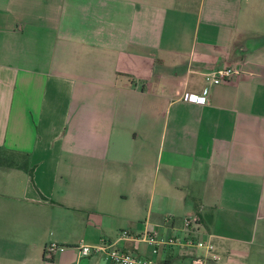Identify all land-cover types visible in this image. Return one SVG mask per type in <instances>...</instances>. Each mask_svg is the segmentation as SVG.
Returning <instances> with one entry per match:
<instances>
[{"label": "crops", "instance_id": "0c3cea01", "mask_svg": "<svg viewBox=\"0 0 264 264\" xmlns=\"http://www.w3.org/2000/svg\"><path fill=\"white\" fill-rule=\"evenodd\" d=\"M0 151L34 168L0 166V264H113L80 247L183 242L186 218L208 264H264V0H0Z\"/></svg>", "mask_w": 264, "mask_h": 264}, {"label": "built area", "instance_id": "2783aa9c", "mask_svg": "<svg viewBox=\"0 0 264 264\" xmlns=\"http://www.w3.org/2000/svg\"><path fill=\"white\" fill-rule=\"evenodd\" d=\"M241 74L242 71L235 67H225L214 72L206 73L205 80L207 86L202 94H184L182 100L191 103H203L209 98L212 87L238 78ZM168 221H171V218H168ZM198 223L199 220L197 218H186L182 220L183 227L188 234L183 242L178 238L162 237L157 232H147L143 235L136 236L129 231H122L115 241H103L100 245L94 247L82 245L80 249L83 256H90L92 253L105 254L111 259L113 264H167L136 256L122 248L119 243L122 240L146 241L151 246L152 252L155 255L159 254V252L164 249L180 246L183 243L188 248L202 250L204 252V254L194 257L191 264H208L209 261H217L219 257L211 236L206 241H200L198 238L192 237V235H198V231L196 230ZM58 249L59 246L55 243L48 245L46 248V256L53 259Z\"/></svg>", "mask_w": 264, "mask_h": 264}, {"label": "trees", "instance_id": "16d2710c", "mask_svg": "<svg viewBox=\"0 0 264 264\" xmlns=\"http://www.w3.org/2000/svg\"><path fill=\"white\" fill-rule=\"evenodd\" d=\"M0 166L20 167L25 170L31 178L34 176V168L30 165L29 156L24 154L21 158H17L14 154H8L0 151Z\"/></svg>", "mask_w": 264, "mask_h": 264}, {"label": "rangeland", "instance_id": "374dc122", "mask_svg": "<svg viewBox=\"0 0 264 264\" xmlns=\"http://www.w3.org/2000/svg\"><path fill=\"white\" fill-rule=\"evenodd\" d=\"M141 225L144 226L145 224L142 223Z\"/></svg>", "mask_w": 264, "mask_h": 264}]
</instances>
